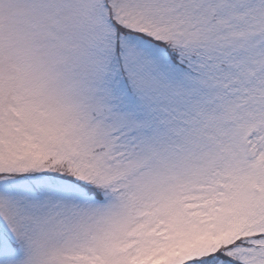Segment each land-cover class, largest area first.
Returning a JSON list of instances; mask_svg holds the SVG:
<instances>
[{
	"label": "snow or ice",
	"instance_id": "6c2138e0",
	"mask_svg": "<svg viewBox=\"0 0 264 264\" xmlns=\"http://www.w3.org/2000/svg\"><path fill=\"white\" fill-rule=\"evenodd\" d=\"M0 264H264V0H0Z\"/></svg>",
	"mask_w": 264,
	"mask_h": 264
}]
</instances>
